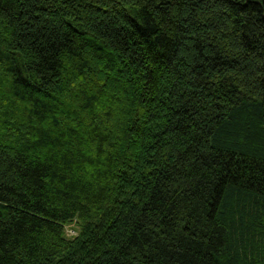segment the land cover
<instances>
[{
    "label": "trees",
    "instance_id": "obj_1",
    "mask_svg": "<svg viewBox=\"0 0 264 264\" xmlns=\"http://www.w3.org/2000/svg\"><path fill=\"white\" fill-rule=\"evenodd\" d=\"M0 264H264V0H0Z\"/></svg>",
    "mask_w": 264,
    "mask_h": 264
},
{
    "label": "rangeland",
    "instance_id": "obj_2",
    "mask_svg": "<svg viewBox=\"0 0 264 264\" xmlns=\"http://www.w3.org/2000/svg\"><path fill=\"white\" fill-rule=\"evenodd\" d=\"M73 228H74V224L66 227V234L68 237H71L77 234V231H75Z\"/></svg>",
    "mask_w": 264,
    "mask_h": 264
}]
</instances>
